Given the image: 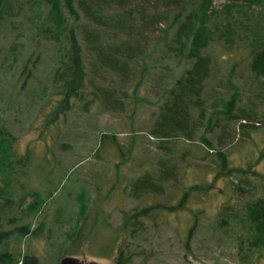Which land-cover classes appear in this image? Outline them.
Returning <instances> with one entry per match:
<instances>
[{
	"label": "rangeland",
	"instance_id": "374dc122",
	"mask_svg": "<svg viewBox=\"0 0 264 264\" xmlns=\"http://www.w3.org/2000/svg\"><path fill=\"white\" fill-rule=\"evenodd\" d=\"M19 2L22 8L15 17L17 27L16 23V28L12 24L0 27V54L7 50L16 32L23 31L22 40L31 44L28 45L29 53L35 56L40 52L42 57L19 102H12V99L15 100L12 96V73L15 72L13 69L8 70L6 75L0 70V122L12 131L14 138L12 159L15 167L10 184L12 196L18 200L26 195L22 203V207H26L33 199V191H40L43 197H47L49 191L55 192L51 197L54 201L50 199L46 202L42 211L32 218V228L45 222L43 235L35 238L28 234L18 240L17 233L13 232L8 244L0 245V251L9 248L21 263L20 252L25 253L30 246L44 264H56L60 246L71 241L69 235L78 224V194L86 188L88 196L93 198L90 215L83 240L74 242L80 248L88 249L89 253L72 250L69 254L113 264V256L98 258L95 255L109 246L113 235H118L120 243L134 251L135 264H248L242 262L238 254L237 236L240 232H237L235 219L230 216L226 224L220 222L224 213L231 212L226 205L241 204L247 191L242 192L235 186L236 183L244 185L236 175H217L221 167L216 154L218 150H223L231 163L242 164L249 155L252 158L256 156L253 149L257 144H264L263 123L258 124L261 122L258 117L264 113V79L255 77L250 66H247V49L241 46V42L236 44L239 41L237 32H231L226 37L223 36L225 31L218 33L207 48L213 63L202 95L205 118L192 138L160 139L149 133L155 111L162 101L161 94L189 66V62L181 61L166 46L172 35V31H169L167 36L166 29L172 17V7L168 6L163 11L169 10V18L166 12H161V16L158 12L157 18L156 15L148 18L149 30L143 39L146 53H141L137 62H133V78L127 83L123 82V87L128 88V98L124 100H129L124 107L107 108L104 102L96 100L88 104L89 108H85V100L92 97L95 85L101 80L98 75L92 74L94 79H88L85 100L77 99L59 121L47 128L49 118L46 119V112L54 107L48 104L42 114L38 110L44 101L37 100L43 96L45 87L49 92L52 90L56 48L54 45L45 46L43 39L41 43L35 40L30 42L35 34L31 18L34 10L28 0ZM225 2L227 0H213L212 6L220 9ZM241 7L248 10L255 31L259 30L260 20L264 25V5ZM237 30L242 31L239 26ZM79 36L83 37V34ZM169 52L172 54L167 55ZM160 59L162 62L158 61ZM106 75V81L116 77L112 73ZM22 81L23 78L17 81L19 86ZM115 85H121V80ZM236 87L240 99L232 106V112L240 113L241 108L256 112L251 114L254 118L247 120L248 125L244 130L240 126L243 119L238 117L233 120L227 113L226 101ZM193 112L197 118L199 110L195 108ZM110 131L116 132L125 150L122 156H115V160H118L115 164L114 157L110 158L114 156L112 149L106 145L99 150L101 156L95 154L101 134ZM203 136L211 140L212 145L204 141ZM108 146H112L111 143ZM29 149V158L19 163ZM164 164L173 169L176 175L175 178L169 176L166 181L167 191L157 194L140 189L135 192L129 185L135 177L134 171L149 168L155 177H159V170ZM257 168L262 171L264 161ZM4 183L0 171V185ZM97 183L103 184L100 192ZM200 185L203 188L199 189ZM3 202L6 200L0 199V204ZM150 204L157 206L149 215L141 216L142 225L134 233L127 229L119 230L123 222V209L131 210ZM12 212H16L12 205H0V229H12L19 222L12 219ZM30 220L31 216H25V222ZM103 227L105 234H101ZM89 243L94 246L93 250ZM260 258V264H264V255Z\"/></svg>",
	"mask_w": 264,
	"mask_h": 264
},
{
	"label": "trees",
	"instance_id": "16d2710c",
	"mask_svg": "<svg viewBox=\"0 0 264 264\" xmlns=\"http://www.w3.org/2000/svg\"><path fill=\"white\" fill-rule=\"evenodd\" d=\"M28 1L34 10L31 18L35 34L32 35L30 42L33 43L32 40H35L41 43V39H43L45 46L54 45L56 48L54 55L56 66L52 70V90L49 92L45 87L43 96L37 100L44 101L43 106L38 110L42 114L45 113L44 109L48 104L54 107L46 112V119L49 118V121L47 119V128L51 124L53 125L55 121H59L63 114L73 107L77 99L85 100V90L88 88L89 77L94 79V76L98 75L101 80L98 85H95L92 97L85 100V108H89L88 104L96 100L100 103L104 102L107 108L120 109L124 107L129 100H124L125 97L128 98V88L123 87V82L126 81L125 83H127L133 78L132 74L135 72L133 62H137L141 53H146L143 49V39L145 32L149 30L148 18H151L152 15H156V18L159 17L158 12L161 16V12H166L163 11L166 6L172 7L171 21L166 28L167 36L169 31H172V35L166 46H169V50L174 52L181 61L189 62V66L185 67L172 85L161 94L162 101L159 104V109L155 111L156 116L149 127L150 134L160 139L163 137L177 139L183 136L192 138L194 136L199 123L205 118L202 95L204 94L205 81L211 74L213 63L212 55L207 52V48L217 38L218 33L225 31L223 36L226 37L231 32H237L239 41L236 44L241 42V46L247 49V59L249 57L247 66H250L255 77L264 79V25L260 20L259 30L255 31L248 10L241 7L242 5L250 7L253 4L264 5V0H227L220 9L212 6L213 0ZM21 8L19 0H0V27L5 24H12V27L16 28L15 17ZM166 15L169 18V10ZM237 26L242 31L237 30ZM80 33L83 34V37L79 36ZM22 34L23 31L16 32V36L12 39L7 50L0 54V70L6 75L8 70L13 69L15 72L12 73V96L15 99H12V102L21 100L24 95V88L33 78L42 57L40 52L36 53L35 56L29 53L31 44L29 41L24 42L22 40ZM171 52L167 55L172 54ZM242 58L245 59V55ZM158 61L162 62L161 59ZM232 68L234 69V65ZM147 69L148 67L145 68V70ZM107 73H112L116 77H110V81H106L108 79ZM14 77H16V82H14ZM21 78L23 81L19 86L17 81ZM118 80H121V85H115ZM5 92H2V95ZM239 99L240 93L236 87V90L226 101L227 113L228 117L233 118V120L238 117L242 118L243 121H240V126L244 130L248 125L247 120L254 118L251 114H256V112H249L241 108L240 113L234 114L232 106L237 104ZM195 108L199 110L197 118L193 114ZM258 118L261 121L258 124L263 123L261 127L264 131V113ZM248 131H250L249 128ZM248 133L250 135V132ZM203 140L212 145V141L206 136H203ZM13 143L12 131L4 124L1 125L0 122V171L5 181L4 184L0 185V199L6 200L0 205L4 207L12 205V208L16 209V212L11 213L12 219L19 221L12 229H0V245L8 244L9 236L13 232L17 233L18 240L28 234H32L35 238L41 237L44 233L43 225L45 222L42 221L38 227L32 228V218L42 211V206L46 202L50 199L54 201L51 197L55 190L54 192L49 191L47 197H43L38 190L33 191V199L28 202L26 207H22L26 195L14 200L10 185L15 167V162L12 159L14 155ZM109 143L112 146H108ZM103 145L112 149L114 156H110V158L114 157V164L118 161L115 160V156L124 154V146L114 131L101 134L100 144L95 151L97 157L101 156L99 150L104 147ZM253 150L256 152V156L252 158L249 155L246 162L242 164L231 163L226 153L223 150H218L216 154L220 159L221 170L217 175L234 174L244 183V185L235 184L242 192L247 191L243 202L238 205H226V208L230 209L231 212L224 213L220 222L226 224L230 216L235 219L237 232H240L239 235L237 234L238 254L242 262L260 264V257L264 255V169L260 171L257 166L264 161V144H257ZM30 153L29 149L26 157L20 159L19 163L29 158ZM134 175L135 177L129 182V185L133 187L135 192L142 189L143 192L150 191L157 194L167 191V184L165 183L169 176L176 177L175 171L167 164L160 168L159 177H155L149 168H144L139 172L134 171ZM96 185L98 192H100L103 184L97 183ZM200 188L203 186L200 185ZM78 196L80 203L78 224L69 235L71 241L60 246L56 264H59L60 259L72 250L89 253L88 249L80 248L79 244H75L74 241L83 240L82 235L87 226V218L90 215L93 198L88 196L86 188H83ZM156 206L150 204L144 207L136 206L131 210L123 209V222L119 225V230L127 229L134 233L137 227L142 225L141 216L149 215ZM25 216H31V220L25 222ZM104 229L105 227L102 228L101 234H105ZM106 236L108 237L107 234ZM120 240L118 235H113L109 246L93 255L98 258L113 256V264H135L134 251L130 250L129 246L122 245ZM89 244L93 250L94 246L92 247V243ZM20 255L21 263L15 258L13 251L11 253L9 248H5V250L0 251V262L1 264H44L41 257L30 246L25 253L20 252Z\"/></svg>",
	"mask_w": 264,
	"mask_h": 264
},
{
	"label": "water",
	"instance_id": "95a60500",
	"mask_svg": "<svg viewBox=\"0 0 264 264\" xmlns=\"http://www.w3.org/2000/svg\"><path fill=\"white\" fill-rule=\"evenodd\" d=\"M0 120H1V112H0ZM59 264H107V263L100 261L98 259H88L86 257H82L78 255L67 254L60 259Z\"/></svg>",
	"mask_w": 264,
	"mask_h": 264
}]
</instances>
